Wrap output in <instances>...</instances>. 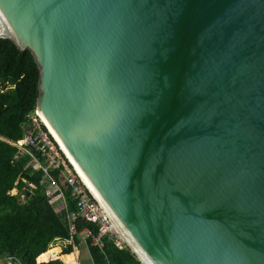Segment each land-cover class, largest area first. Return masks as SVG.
Segmentation results:
<instances>
[{
    "label": "water",
    "instance_id": "water-1",
    "mask_svg": "<svg viewBox=\"0 0 264 264\" xmlns=\"http://www.w3.org/2000/svg\"><path fill=\"white\" fill-rule=\"evenodd\" d=\"M0 37L142 264H264V0H0Z\"/></svg>",
    "mask_w": 264,
    "mask_h": 264
},
{
    "label": "trees",
    "instance_id": "trees-1",
    "mask_svg": "<svg viewBox=\"0 0 264 264\" xmlns=\"http://www.w3.org/2000/svg\"><path fill=\"white\" fill-rule=\"evenodd\" d=\"M39 78L40 70L28 49L21 51L12 39L0 37V257L20 264H66L60 259L44 263L37 260L57 247L59 240L64 242V254L73 252L68 218L69 211L76 209L72 188L59 169L50 171L66 202L65 208L56 209L50 200L60 190L34 164L45 161L34 151L28 153L15 145L31 128ZM50 187L54 188L51 195L45 194ZM75 223L78 230L89 227L96 231L95 225L86 220L77 219ZM80 242L81 238L75 236V246ZM86 244L94 264H142L134 253L118 249L107 237L103 238V249L93 246L90 238Z\"/></svg>",
    "mask_w": 264,
    "mask_h": 264
},
{
    "label": "built area",
    "instance_id": "built-area-1",
    "mask_svg": "<svg viewBox=\"0 0 264 264\" xmlns=\"http://www.w3.org/2000/svg\"><path fill=\"white\" fill-rule=\"evenodd\" d=\"M30 120L32 123L31 128L28 129L25 138L18 141L15 145L28 153L34 151L45 161L44 163L35 161L34 164L37 166L38 170H42L60 190L58 196L62 198L64 205L59 209L65 208L66 202L60 187H58L57 183L50 176V171L59 169L64 178V182L72 188L71 194L75 200L76 209L68 213L70 244L76 248L75 236H79L85 241L90 238L93 246L103 249V238L107 237L114 242V245L118 249H127L134 253L131 242L128 241L114 217L100 200V197L88 187L79 174L76 166L67 155H65L60 144L44 123L37 108L34 113L30 115ZM12 193L14 192L12 191ZM77 219H83L94 224L96 231H93L89 227L78 230L75 223ZM82 233L85 235L83 236ZM10 259L12 260V258Z\"/></svg>",
    "mask_w": 264,
    "mask_h": 264
},
{
    "label": "crops",
    "instance_id": "crops-1",
    "mask_svg": "<svg viewBox=\"0 0 264 264\" xmlns=\"http://www.w3.org/2000/svg\"><path fill=\"white\" fill-rule=\"evenodd\" d=\"M55 248H58V250H60L62 256H70V255H73L71 257V260L73 258L74 261L68 263V262H66L63 259V257L61 255H57L56 258H50L49 260H45V259H47V254L50 251L49 250L48 252L44 253L45 255L42 254L43 256L41 255L42 257L40 259L38 258L37 262L38 263H44V262H49L52 259H60V260H62L66 264H94L93 263V260L91 258L89 249H88V253H86V250L85 249L88 248V246L86 244V241L83 240V239H81L80 244L78 246H76V248L74 247L73 252L71 254H64L63 253V249H61L58 246L55 247ZM55 248H53V249H55ZM53 249H51V250H53ZM0 264H20V263H17L15 261L11 260L8 257H0Z\"/></svg>",
    "mask_w": 264,
    "mask_h": 264
},
{
    "label": "bare ground",
    "instance_id": "bare-ground-1",
    "mask_svg": "<svg viewBox=\"0 0 264 264\" xmlns=\"http://www.w3.org/2000/svg\"><path fill=\"white\" fill-rule=\"evenodd\" d=\"M41 115V114H40ZM41 117L43 118V121H44V123L47 125V127L49 128V126H48V124H47V122H46V120L44 119V117L41 115ZM50 129V131H51V133L53 134V131L51 130V128H49ZM54 135V137L56 138V140L58 141V143L60 144V147H61V149L63 150V152L65 153V155H67V152H65V150L63 149V147H62V145H61V143L59 142V140L57 139V137L55 136V134H53ZM67 157L70 159V157L67 155ZM71 161H72V163L74 164V162H73V160L72 159H70ZM75 165V164H74ZM76 166V165H75ZM76 168H77V166H76ZM78 169V168H77ZM78 172H79V174L81 175V177L83 178V180L86 182V184L88 185V187L97 195V196H99L98 194H97V192L91 187V185L88 183V181L86 180V178L83 176V174L81 173V171L78 169ZM133 249L135 250V247L133 246ZM55 251L57 250V248H55L54 249ZM45 255V254H44ZM57 255H61V252L60 251H58V253H52V250H50L49 252H48V254H47V259H45V260H49L51 257L52 258H56V256ZM62 256V255H61ZM73 255H70V256H62L63 257V259L66 261V262H68V263H70V262H73L74 261V259L72 258V260H71V257H72Z\"/></svg>",
    "mask_w": 264,
    "mask_h": 264
},
{
    "label": "rangeland",
    "instance_id": "rangeland-1",
    "mask_svg": "<svg viewBox=\"0 0 264 264\" xmlns=\"http://www.w3.org/2000/svg\"><path fill=\"white\" fill-rule=\"evenodd\" d=\"M53 187H50L46 192H45V194H47V195H51V193L53 192ZM13 192L15 193V192H17V190H13ZM30 192H31V190H30ZM20 198H21V200L23 199H25L26 197H25V194L24 193H21L20 194ZM50 202L54 205V207L56 208V209H59V208H61L63 205H64V201L62 200V198H60V196H55V197H53V198H51V200H50ZM82 235L84 236L85 234L84 233H82ZM55 246H58V247H60L61 249H63V246H64V242L62 241V240H59V241H57L56 242V245ZM86 250V253H88V248H86L85 249ZM58 251H60V250H58V248H57V250L55 251L54 249L52 250V253H58Z\"/></svg>",
    "mask_w": 264,
    "mask_h": 264
}]
</instances>
